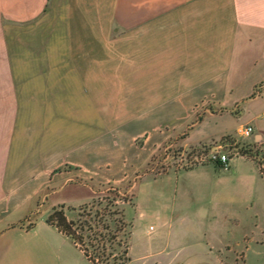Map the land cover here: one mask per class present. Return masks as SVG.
I'll use <instances>...</instances> for the list:
<instances>
[{"label":"crops","instance_id":"crops-1","mask_svg":"<svg viewBox=\"0 0 264 264\" xmlns=\"http://www.w3.org/2000/svg\"><path fill=\"white\" fill-rule=\"evenodd\" d=\"M13 46L19 74L12 79L54 80L60 91L78 90L82 80L99 81L101 87L105 81L124 80L129 110L159 113L161 123L149 126L190 124L180 140L183 148L250 126L243 149L247 156L231 157L225 167L207 163L174 174L194 172L205 180L225 174L236 181L216 199L251 206L263 197L264 0H0V48ZM24 63L33 65L31 71L20 67ZM150 154L143 151L121 174L113 171L104 178L95 173L92 179L123 182ZM236 160L249 167L239 169ZM75 178L85 177L72 172L52 177L49 195L65 190ZM28 198L32 195L25 197L22 188L0 184V264H91L45 222L62 204L41 218L5 217ZM129 207L136 209L134 193ZM131 234L125 264H182L179 249L133 252ZM206 252L213 264L231 263L226 248Z\"/></svg>","mask_w":264,"mask_h":264},{"label":"rangeland","instance_id":"rangeland-1","mask_svg":"<svg viewBox=\"0 0 264 264\" xmlns=\"http://www.w3.org/2000/svg\"><path fill=\"white\" fill-rule=\"evenodd\" d=\"M4 58L8 63H0V184L22 188L25 197L32 195L6 218H41L62 204L67 219L81 224L79 233L87 236L89 252L100 253L95 239L105 234V253L111 255L101 264L125 249L121 257H126L131 231L129 242L137 253L150 247L179 249L182 264H213L206 250L226 248L230 264H241L243 259L244 264H264V192L254 205H241L216 199L224 187L236 184L225 174L209 175L208 180L194 172L174 174L215 164L208 158L211 152L241 154L247 139L233 132L183 148L180 140L190 124L149 126L161 123L159 113L129 110L126 81L109 80L101 87L99 81L82 80L78 90L60 91L54 80L12 79L19 74L15 46L0 48V60ZM145 150L151 154L131 178L108 183L92 179L95 173L104 178L113 171L123 173ZM236 163L239 169L249 167L241 160ZM61 172L85 178H75L65 190L49 195V180ZM133 193L135 211L129 207ZM115 232L119 246L108 237Z\"/></svg>","mask_w":264,"mask_h":264},{"label":"trees","instance_id":"trees-1","mask_svg":"<svg viewBox=\"0 0 264 264\" xmlns=\"http://www.w3.org/2000/svg\"><path fill=\"white\" fill-rule=\"evenodd\" d=\"M216 164H219L218 162ZM81 215H79L80 218ZM45 222L57 229L58 232L68 237L72 243L83 253V255L91 262V264H100V261L103 262L104 260H107L108 257H110V253H105V246L107 242V238L105 237V234L99 233L95 239L97 245L100 246V253L98 252V255L95 253L89 252L87 249V244L85 243V239L87 236H83V234L79 233L82 230V226L79 223V221L74 222L71 220H67L61 210V208L52 209V211L47 215L45 218ZM85 222V221H84ZM79 223V224H78ZM119 224V230L122 227V224L120 221H117ZM87 229H90V227ZM109 239L112 241L116 238V232L108 235ZM115 245L119 246L120 241H114ZM91 246V245H89ZM126 250V249H125ZM125 250L121 252V255L118 257H111V262H106L105 264H125L127 262L126 257H121L123 254H125ZM119 260L120 262L116 263V261Z\"/></svg>","mask_w":264,"mask_h":264},{"label":"built area","instance_id":"built-area-1","mask_svg":"<svg viewBox=\"0 0 264 264\" xmlns=\"http://www.w3.org/2000/svg\"><path fill=\"white\" fill-rule=\"evenodd\" d=\"M234 132H235L236 136H238L239 138L246 139V138H248L252 134V128L250 126H240V127H237ZM234 156H241V157H243V156H247V154L244 151L241 154L233 153V156L232 157H234ZM208 158H209V160H211V161H213L215 163L218 162L223 167H225L227 165V162H228L229 158H231V157H228L225 154H217V153L214 154V153L211 152L209 154V157ZM117 261H119V260H117Z\"/></svg>","mask_w":264,"mask_h":264}]
</instances>
